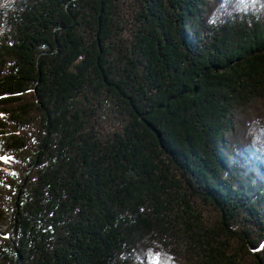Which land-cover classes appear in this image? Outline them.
I'll return each instance as SVG.
<instances>
[{"label": "trees", "instance_id": "trees-1", "mask_svg": "<svg viewBox=\"0 0 264 264\" xmlns=\"http://www.w3.org/2000/svg\"><path fill=\"white\" fill-rule=\"evenodd\" d=\"M264 0H0V264H264Z\"/></svg>", "mask_w": 264, "mask_h": 264}, {"label": "snow or ice", "instance_id": "snow-or-ice-1", "mask_svg": "<svg viewBox=\"0 0 264 264\" xmlns=\"http://www.w3.org/2000/svg\"><path fill=\"white\" fill-rule=\"evenodd\" d=\"M260 249H264V244H261L260 245V248L259 249H256V250H260Z\"/></svg>", "mask_w": 264, "mask_h": 264}]
</instances>
